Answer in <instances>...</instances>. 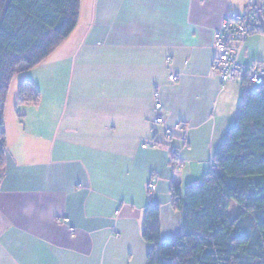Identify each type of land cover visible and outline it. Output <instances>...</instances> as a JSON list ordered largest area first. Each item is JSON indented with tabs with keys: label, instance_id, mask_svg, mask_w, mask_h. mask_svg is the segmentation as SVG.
<instances>
[{
	"label": "crops",
	"instance_id": "crops-1",
	"mask_svg": "<svg viewBox=\"0 0 264 264\" xmlns=\"http://www.w3.org/2000/svg\"><path fill=\"white\" fill-rule=\"evenodd\" d=\"M253 2L81 1L74 32L10 88L0 264H147L142 233L153 203L162 236L184 233L173 185H201L247 88L223 85L212 70L215 35ZM240 63L264 69V32L249 37ZM24 80L40 91L38 105L20 103ZM156 91L165 125H154ZM233 208L230 217L241 210Z\"/></svg>",
	"mask_w": 264,
	"mask_h": 264
},
{
	"label": "trees",
	"instance_id": "trees-1",
	"mask_svg": "<svg viewBox=\"0 0 264 264\" xmlns=\"http://www.w3.org/2000/svg\"><path fill=\"white\" fill-rule=\"evenodd\" d=\"M81 1L0 0V172L7 165L12 82L38 68L74 32ZM243 85L237 122L213 158L215 167L198 187L173 185L183 235L163 242L160 205L147 207V264H264V85ZM18 93L21 104L38 105L42 98L30 80ZM233 203L241 210L230 217Z\"/></svg>",
	"mask_w": 264,
	"mask_h": 264
},
{
	"label": "built area",
	"instance_id": "built-area-1",
	"mask_svg": "<svg viewBox=\"0 0 264 264\" xmlns=\"http://www.w3.org/2000/svg\"><path fill=\"white\" fill-rule=\"evenodd\" d=\"M259 14H262L264 17V2L262 3L261 9H258L253 2L245 14L234 15L226 19L221 28L216 32L214 40L216 58L212 70L219 75L223 85L237 81L242 84L254 86L264 85L263 68L257 65L246 66L240 63V56L249 37L258 30L257 24ZM169 79L171 82H177L179 80L175 75H172ZM154 99L156 113L154 125H165L164 108L158 91H156ZM178 128H180V126L167 128L166 135L168 139L174 137V129ZM148 147H150L148 144L143 145L145 149ZM155 147L156 146H152V148ZM172 154L174 162L179 166V153L177 151H172ZM211 166L212 168L215 167L214 160L211 161ZM155 190L156 186L150 184L148 191L153 192ZM64 223L70 225L68 219H65ZM70 232L75 234L76 229L70 226Z\"/></svg>",
	"mask_w": 264,
	"mask_h": 264
},
{
	"label": "rangeland",
	"instance_id": "rangeland-1",
	"mask_svg": "<svg viewBox=\"0 0 264 264\" xmlns=\"http://www.w3.org/2000/svg\"><path fill=\"white\" fill-rule=\"evenodd\" d=\"M21 75V74H20ZM249 86V85H248ZM179 153V152H178ZM173 155V154H172ZM211 169H213L212 168V166H211V163H209V168H208V171L204 174V176L205 175H208V174H210V172H211ZM204 179H205V177H204ZM203 179V180H204ZM233 210H234V208L232 209V210H230V212H229V215L230 216H232L233 215ZM166 221V224H167V231L165 232L166 234L168 233V232H171L172 233V231H171V220H170V218H168L167 220H165ZM173 224H174V222H173ZM180 225H181V222H180ZM182 226H183V221H182ZM181 235H183V233L182 234H179V235H175V237H178V236H181ZM170 236H172V235H163L162 236V241L163 242H166V241H168V240H170V239H172V238H174V237H170ZM148 245V244H147ZM148 250H149V245L147 246V248H146V263H147V253H148Z\"/></svg>",
	"mask_w": 264,
	"mask_h": 264
},
{
	"label": "water",
	"instance_id": "water-1",
	"mask_svg": "<svg viewBox=\"0 0 264 264\" xmlns=\"http://www.w3.org/2000/svg\"><path fill=\"white\" fill-rule=\"evenodd\" d=\"M255 5L257 6L258 9H261L262 0H255ZM257 28L262 32H264V17L262 14H259Z\"/></svg>",
	"mask_w": 264,
	"mask_h": 264
}]
</instances>
